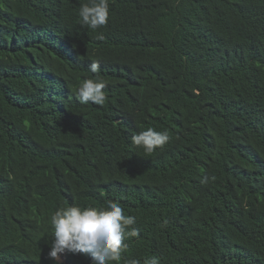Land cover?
Segmentation results:
<instances>
[{"label": "trees", "instance_id": "16d2710c", "mask_svg": "<svg viewBox=\"0 0 264 264\" xmlns=\"http://www.w3.org/2000/svg\"><path fill=\"white\" fill-rule=\"evenodd\" d=\"M91 2L0 0V264H93L49 258L51 217L109 201L139 230L117 264H264V0H108L97 29Z\"/></svg>", "mask_w": 264, "mask_h": 264}, {"label": "clouds", "instance_id": "9594fccd", "mask_svg": "<svg viewBox=\"0 0 264 264\" xmlns=\"http://www.w3.org/2000/svg\"><path fill=\"white\" fill-rule=\"evenodd\" d=\"M79 15L90 29L106 25L109 18L108 0H92L90 4L82 5ZM89 70L92 73L99 72V62L91 63ZM105 87L102 80H84L77 90L76 99L83 105H103L106 100ZM169 139L166 130L156 131L149 127L133 135L131 143L137 148H143L146 154H152L157 149H163ZM215 179V176L205 175L201 183L207 184L209 180ZM135 223L136 217L125 215L119 202L109 201L106 209L78 206L58 209L51 217L54 239L49 258L58 260L65 253L83 254L90 256L93 264H117L128 247L125 239L139 236V230L131 227ZM161 226L166 227L167 221ZM129 264H139V261L132 260ZM146 264H159V260L152 257Z\"/></svg>", "mask_w": 264, "mask_h": 264}, {"label": "rangeland", "instance_id": "374dc122", "mask_svg": "<svg viewBox=\"0 0 264 264\" xmlns=\"http://www.w3.org/2000/svg\"><path fill=\"white\" fill-rule=\"evenodd\" d=\"M59 262H65V256L62 254L60 255L59 259H58Z\"/></svg>", "mask_w": 264, "mask_h": 264}]
</instances>
